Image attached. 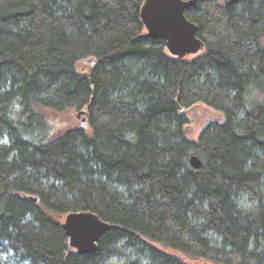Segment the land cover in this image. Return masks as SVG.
<instances>
[{
	"label": "trees",
	"instance_id": "16d2710c",
	"mask_svg": "<svg viewBox=\"0 0 264 264\" xmlns=\"http://www.w3.org/2000/svg\"><path fill=\"white\" fill-rule=\"evenodd\" d=\"M143 2L0 0V264H264V0H197L183 59ZM196 103L224 122L191 141ZM70 213L109 225L93 253Z\"/></svg>",
	"mask_w": 264,
	"mask_h": 264
},
{
	"label": "water",
	"instance_id": "95a60500",
	"mask_svg": "<svg viewBox=\"0 0 264 264\" xmlns=\"http://www.w3.org/2000/svg\"><path fill=\"white\" fill-rule=\"evenodd\" d=\"M197 0H144L140 8V20L146 36L164 40L170 55L183 59L197 55L203 43L197 37V25L185 17V12ZM194 169L201 167L196 156L189 159ZM68 245L78 255L93 253L101 235L109 229L106 222L91 213L67 214L62 223Z\"/></svg>",
	"mask_w": 264,
	"mask_h": 264
},
{
	"label": "rangeland",
	"instance_id": "374dc122",
	"mask_svg": "<svg viewBox=\"0 0 264 264\" xmlns=\"http://www.w3.org/2000/svg\"><path fill=\"white\" fill-rule=\"evenodd\" d=\"M222 0H219L221 2ZM262 43L264 45V40H262ZM202 52V51H201ZM198 55V54H197ZM196 55L188 56V58L195 57ZM92 59H85L81 60L76 64V71L78 73H90L94 64L92 63ZM83 112H80L78 114H70L69 116L74 121L76 118L79 120L83 119L82 116ZM185 115L188 120V124H186L183 127V134L184 137L188 140L195 141L197 140L200 133L204 130V128L213 122L216 123H223L224 122V115L222 112L214 110L202 103H196L195 105L191 106L190 108L185 110ZM74 117V119H73ZM60 121H64V117H59ZM78 121L76 120V123L73 122V126L78 124ZM84 121V119L82 120ZM60 122L58 121L56 125H59Z\"/></svg>",
	"mask_w": 264,
	"mask_h": 264
}]
</instances>
